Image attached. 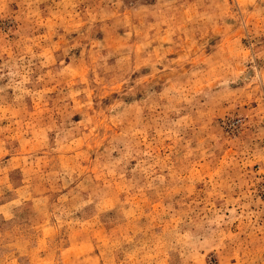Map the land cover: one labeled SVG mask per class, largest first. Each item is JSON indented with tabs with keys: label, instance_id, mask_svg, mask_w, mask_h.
I'll list each match as a JSON object with an SVG mask.
<instances>
[{
	"label": "rangeland",
	"instance_id": "rangeland-1",
	"mask_svg": "<svg viewBox=\"0 0 264 264\" xmlns=\"http://www.w3.org/2000/svg\"><path fill=\"white\" fill-rule=\"evenodd\" d=\"M0 264H264V0H0Z\"/></svg>",
	"mask_w": 264,
	"mask_h": 264
}]
</instances>
